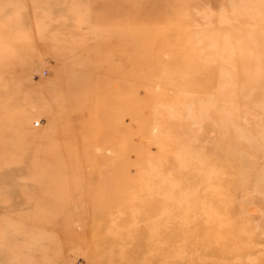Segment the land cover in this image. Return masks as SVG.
<instances>
[{"label":"rangeland","instance_id":"obj_1","mask_svg":"<svg viewBox=\"0 0 264 264\" xmlns=\"http://www.w3.org/2000/svg\"><path fill=\"white\" fill-rule=\"evenodd\" d=\"M0 264H264V0H0Z\"/></svg>","mask_w":264,"mask_h":264},{"label":"bare ground","instance_id":"obj_2","mask_svg":"<svg viewBox=\"0 0 264 264\" xmlns=\"http://www.w3.org/2000/svg\"><path fill=\"white\" fill-rule=\"evenodd\" d=\"M224 193V192H223Z\"/></svg>","mask_w":264,"mask_h":264}]
</instances>
